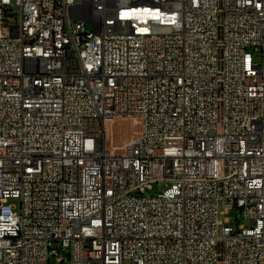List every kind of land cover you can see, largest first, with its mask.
Listing matches in <instances>:
<instances>
[{
    "label": "built area",
    "instance_id": "obj_1",
    "mask_svg": "<svg viewBox=\"0 0 264 264\" xmlns=\"http://www.w3.org/2000/svg\"><path fill=\"white\" fill-rule=\"evenodd\" d=\"M64 253L264 264V0H0V264Z\"/></svg>",
    "mask_w": 264,
    "mask_h": 264
},
{
    "label": "rangeland",
    "instance_id": "obj_2",
    "mask_svg": "<svg viewBox=\"0 0 264 264\" xmlns=\"http://www.w3.org/2000/svg\"><path fill=\"white\" fill-rule=\"evenodd\" d=\"M86 27L89 31H93L92 23H88ZM252 54H253L254 62L257 64H260L262 62V56L254 52ZM108 130H109V136L113 142V145L119 148L123 147L137 131L133 122L128 118L117 120L116 122L113 123V125L109 124ZM162 189H163V186L155 185L153 189L149 191V195L157 196L161 192ZM10 203L18 204L17 201H14V202L11 201ZM236 217H237L236 212H233L229 215L230 224L228 226L233 229H236V223H235ZM246 225H249V223H246ZM62 258H63L62 260L64 261H58L57 259H51L47 264H68V256L66 253H64V256H62Z\"/></svg>",
    "mask_w": 264,
    "mask_h": 264
},
{
    "label": "bare ground",
    "instance_id": "obj_3",
    "mask_svg": "<svg viewBox=\"0 0 264 264\" xmlns=\"http://www.w3.org/2000/svg\"><path fill=\"white\" fill-rule=\"evenodd\" d=\"M85 22H93V14H85Z\"/></svg>",
    "mask_w": 264,
    "mask_h": 264
}]
</instances>
